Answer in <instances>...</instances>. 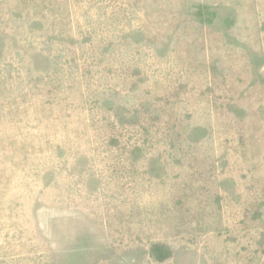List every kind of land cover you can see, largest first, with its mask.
Here are the masks:
<instances>
[{"label":"rangeland","instance_id":"rangeland-1","mask_svg":"<svg viewBox=\"0 0 264 264\" xmlns=\"http://www.w3.org/2000/svg\"><path fill=\"white\" fill-rule=\"evenodd\" d=\"M0 264H264V0H0Z\"/></svg>","mask_w":264,"mask_h":264}]
</instances>
